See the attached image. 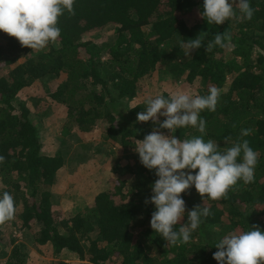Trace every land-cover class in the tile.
Listing matches in <instances>:
<instances>
[{
  "label": "trees",
  "instance_id": "obj_1",
  "mask_svg": "<svg viewBox=\"0 0 264 264\" xmlns=\"http://www.w3.org/2000/svg\"><path fill=\"white\" fill-rule=\"evenodd\" d=\"M202 5L203 0H75L74 14L65 11L58 18L57 42L40 51L0 31V68H9L0 76V192L11 193L16 208L11 220L0 223L2 264H27V247L13 231L23 239L30 232L32 247L53 258L49 264H217L214 243L223 235L253 226L264 230V0H251V20L238 14L219 25L200 15ZM217 32L230 34L224 47L202 46L186 55L179 45L196 36L207 45ZM158 74L170 83L197 81L200 95L211 86L222 89L216 110L201 112L204 138L224 149L250 129L243 139L258 153L254 181H239L217 201L203 200L194 186L182 193L186 211L196 205L211 210L186 244H168L150 227L155 208L144 201L156 177L137 153L124 166V177L111 178L73 215H57L66 155L61 147L52 155L42 152L21 91L34 81L57 79L48 96L66 107L60 144L78 131L99 128L102 138L128 150L153 130L151 120L133 117L146 107L139 96L143 80ZM174 135L183 140L200 133L186 127ZM63 253L79 262L58 259Z\"/></svg>",
  "mask_w": 264,
  "mask_h": 264
},
{
  "label": "clouds",
  "instance_id": "obj_2",
  "mask_svg": "<svg viewBox=\"0 0 264 264\" xmlns=\"http://www.w3.org/2000/svg\"><path fill=\"white\" fill-rule=\"evenodd\" d=\"M74 3L75 0H0V31L15 37L23 46L43 50L57 42L61 35L58 18L65 11L74 14ZM202 6L200 15L215 25L238 14L241 20H251L255 12L251 0H203ZM230 39L229 33L217 32L207 45L201 36L180 41L179 45L190 55L202 46L205 51L224 47ZM221 95L222 89L216 86L208 88L206 95L190 90H177L167 96L149 94L143 100L145 109L137 113L138 121L153 122V130L134 143L140 163L156 177L150 185L151 195L144 202L155 208L150 227L168 244L188 243L211 215L210 208L203 205L186 211L181 194L190 187L194 186L203 200L217 201L226 198L239 181L250 184L255 179L258 153L243 139L250 129H242L240 137L224 149L204 138L206 121L201 112L215 111ZM186 127L196 129L200 135L183 140L174 135L177 129ZM159 129H166L167 134ZM3 160L0 156V163ZM15 212L12 194L0 192V223L11 220ZM214 247L212 256L217 264H264V230L257 226L230 231Z\"/></svg>",
  "mask_w": 264,
  "mask_h": 264
},
{
  "label": "rangeland",
  "instance_id": "obj_3",
  "mask_svg": "<svg viewBox=\"0 0 264 264\" xmlns=\"http://www.w3.org/2000/svg\"><path fill=\"white\" fill-rule=\"evenodd\" d=\"M8 70V67H1L0 76ZM56 83L57 79L45 83L34 81L31 86H26L21 91L19 98L25 100L32 109L31 119L37 128L42 152L52 155L61 147L63 154L66 155L67 168L65 167L58 176L64 187L62 193L56 195L59 207L56 213L71 216L92 200L96 192L107 188L111 178L124 177L126 174L124 166L133 162L136 151L134 148L123 149L118 140L113 142L105 140L99 128L90 133L78 131L73 137H65V143L60 144L59 137L62 135L66 107L52 101L48 96L54 91ZM143 83L142 92L139 94L141 98L149 94H170L177 90H190L196 93L197 81L192 84L182 81L170 83L164 74H158L153 79L143 80ZM136 117H133V120H136ZM130 178L128 176L127 179ZM13 234L27 247V264H49L53 259L49 255H41L32 247L29 241L30 232L26 239H23L19 231H13ZM58 259L70 263L79 262L70 253H63ZM2 262L3 259L0 258V263Z\"/></svg>",
  "mask_w": 264,
  "mask_h": 264
}]
</instances>
